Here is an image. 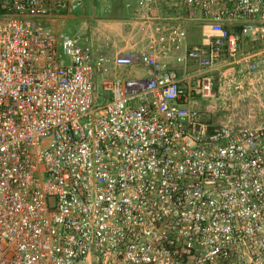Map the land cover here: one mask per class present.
<instances>
[{"label": "built area", "instance_id": "1", "mask_svg": "<svg viewBox=\"0 0 264 264\" xmlns=\"http://www.w3.org/2000/svg\"><path fill=\"white\" fill-rule=\"evenodd\" d=\"M84 2L2 0L0 264H264V126L196 107L264 82V0H127L111 56L43 22Z\"/></svg>", "mask_w": 264, "mask_h": 264}, {"label": "rangeland", "instance_id": "2", "mask_svg": "<svg viewBox=\"0 0 264 264\" xmlns=\"http://www.w3.org/2000/svg\"><path fill=\"white\" fill-rule=\"evenodd\" d=\"M108 2L110 0H89L87 6H83L73 13L77 16L73 20V28L66 27L63 36H77L82 41H85L84 38H88V42L95 49L107 56L124 50L128 43L134 42L136 37L133 38L131 34L129 19L107 18ZM1 6H3V3H1ZM166 11L171 14L177 13L176 10L168 9ZM191 29L193 31L192 35L189 37V42L187 40L189 45L200 40L199 27L194 25ZM251 46V43H245L243 48L250 49ZM253 46L256 49L264 48V42L255 43ZM178 52L180 54L184 53L183 50H179ZM126 68L135 77L146 74L144 67L139 64ZM226 69L229 71V67ZM216 78L217 96L215 98H198L196 100V107L203 112V115L210 122H230L248 127L264 126V82L257 83L253 80V85H248L246 82L244 88L241 90L228 87L226 90L223 89L224 91L221 90L220 92L218 89L220 85L218 82L219 78ZM101 81L102 77L98 73H95L94 83L97 95L104 93Z\"/></svg>", "mask_w": 264, "mask_h": 264}, {"label": "crops", "instance_id": "3", "mask_svg": "<svg viewBox=\"0 0 264 264\" xmlns=\"http://www.w3.org/2000/svg\"><path fill=\"white\" fill-rule=\"evenodd\" d=\"M111 1L108 2V6L111 5ZM88 2L89 0H85L84 4L82 5L83 6H87L88 5ZM76 14H73L72 13H62V14H59L58 16H55V17H46L43 19V22L46 26H48L57 36L59 37H64L63 36V32H64V29L66 27H71L73 28V20L74 18H76ZM191 27H194L193 24H190L189 25V36H188V42H189V37L192 35L191 33L193 32ZM191 34V35H190ZM200 41V40H199ZM177 50H184V46H179L177 48ZM173 61V60H172ZM173 65L177 68V70L179 71V73L182 75L183 73H186L185 71V67L182 66V65H176L175 62H173ZM194 66H189L187 68V71L190 70V68H193ZM240 68V66L238 64H233V65H229V76L236 72L237 69ZM235 70V71H234ZM146 71V70H144ZM116 73H119L120 75H126V76H133L130 71L127 70V68H118L116 69L112 74L114 75ZM232 86L230 85V82H229V88H231ZM102 95V101L104 100H107V99H110V94L108 93H100ZM216 123V122H214ZM216 124H220V123H216Z\"/></svg>", "mask_w": 264, "mask_h": 264}, {"label": "trees", "instance_id": "4", "mask_svg": "<svg viewBox=\"0 0 264 264\" xmlns=\"http://www.w3.org/2000/svg\"><path fill=\"white\" fill-rule=\"evenodd\" d=\"M126 1L127 0H112L111 5L109 6L107 11L108 13L106 14L107 18L123 19V20L131 18L134 12L131 8L127 7ZM1 3L2 2L0 0V13L3 14L6 10L3 6H1Z\"/></svg>", "mask_w": 264, "mask_h": 264}]
</instances>
